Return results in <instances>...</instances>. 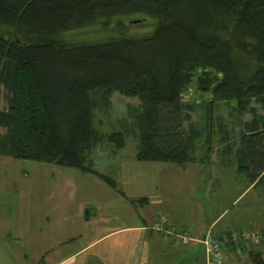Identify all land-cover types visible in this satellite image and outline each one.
I'll return each mask as SVG.
<instances>
[{
    "label": "trees",
    "instance_id": "obj_1",
    "mask_svg": "<svg viewBox=\"0 0 264 264\" xmlns=\"http://www.w3.org/2000/svg\"><path fill=\"white\" fill-rule=\"evenodd\" d=\"M114 21L106 39L66 37ZM130 23L151 32L128 35ZM195 76L209 98L202 121L185 126ZM114 93L139 104L105 132ZM2 97L0 156L95 175L132 204L146 198H127L94 168L103 142L117 152L131 138L136 161L182 168L208 161L215 142L217 156L264 183V0H0ZM219 102L231 122L213 115ZM248 254V264H264Z\"/></svg>",
    "mask_w": 264,
    "mask_h": 264
},
{
    "label": "crops",
    "instance_id": "obj_2",
    "mask_svg": "<svg viewBox=\"0 0 264 264\" xmlns=\"http://www.w3.org/2000/svg\"><path fill=\"white\" fill-rule=\"evenodd\" d=\"M31 162H23L28 170L19 160L0 156V264H206L201 243L183 244L151 229L159 213L168 226L193 238L208 231L215 237L264 231L260 196L227 221L226 208L214 213L202 203L219 186L238 188L232 203L264 186L250 183L233 163L214 167L209 159L182 168L123 158L121 189L127 198H146L139 205L95 175ZM239 247L225 246V264H243L249 251L264 258V241Z\"/></svg>",
    "mask_w": 264,
    "mask_h": 264
},
{
    "label": "rangeland",
    "instance_id": "obj_3",
    "mask_svg": "<svg viewBox=\"0 0 264 264\" xmlns=\"http://www.w3.org/2000/svg\"><path fill=\"white\" fill-rule=\"evenodd\" d=\"M114 25H115V21L107 29H101L99 28L100 26H93V27L90 26L88 28H84L76 32H71L67 34L66 37L69 39H73V40L87 39L89 37H93L91 40H95V39L102 40V39L108 38L109 36L115 35L116 32H114L113 30ZM151 29L152 27L147 26L145 24H140V23L131 24L125 28L126 33L132 36H141V35L148 34L149 32H151ZM196 83H197V76L193 78L192 85L183 94V100L193 103L195 107L194 112H192L190 115V121L186 122L185 126H188L189 122L198 124L199 122L202 121V115L205 109L204 107L205 104L202 102L209 98V96L206 93L200 91L197 88ZM138 104H139V101L135 98L124 97L118 93H114L111 98V107L109 109L110 116L108 119L110 122H112V125L114 123V126L109 124L107 119L102 118V121H104L101 124L102 130L105 132H110L118 128L117 120H123V119L128 118L129 108L136 107L138 106ZM4 106H5V101L2 97L0 98V108H3ZM230 110H231L230 107H228L224 102H219L217 109L215 110V112H213V115L220 116L225 121L231 122V120L235 117V115L234 117H231L232 115L229 116ZM241 119L248 120L250 119V115L245 114L241 117ZM3 132L4 130L0 129V134H2ZM110 148H111L110 145L103 142V144L101 143L97 148L93 149V151L90 154V158H91V161L93 162L95 169L99 170L103 174L112 176L120 184L119 162L123 158L131 160V157H134L135 155L134 140L131 138L127 139L124 149L120 151L111 152ZM217 150H218V145L215 142H213V152L210 156V159L215 162L211 163L210 166L216 167V166H220L224 164L225 165L229 164L231 158H229L228 156H224V155L221 156L220 154H218L217 156V153H216ZM25 161L26 160H19L23 168L30 170L29 169L30 165H27L28 163H23ZM31 163H34V162H31ZM38 164H41L42 166L43 163H38ZM41 177L43 176L41 175ZM262 186L263 185L257 186L256 189L250 192L248 195H243L241 197L242 200L240 202L238 201L235 203H232V201L235 198V196L238 194V188L235 189V187H229L227 185L219 186V188H217L215 191L211 193V196L204 197L205 199H202L203 201L202 203H204L205 208L212 206L214 213L217 212L219 208H226L227 212L224 216V221H227V220L233 219L236 213L241 211L244 208V206L248 205L251 201H254V200L257 201L256 196L261 197V199H258V200L264 201V194H261L262 192L264 193V186L263 187ZM120 187H122L121 184H120ZM258 204L262 205L263 203H258ZM253 210H256V208H254ZM257 217H258V214L252 218L257 219ZM252 229L253 228H251V230ZM243 231H247V230H243ZM247 252L248 251L246 250V253ZM244 257L245 258L243 260V264H245L246 262L248 263V259L246 258V256Z\"/></svg>",
    "mask_w": 264,
    "mask_h": 264
},
{
    "label": "built area",
    "instance_id": "obj_4",
    "mask_svg": "<svg viewBox=\"0 0 264 264\" xmlns=\"http://www.w3.org/2000/svg\"><path fill=\"white\" fill-rule=\"evenodd\" d=\"M151 229L164 237H174L184 244L201 243L204 248L206 264H225L226 256L224 248L227 244H233L239 251L241 244L257 245L264 241V231L253 229L215 237L210 231L202 238H193L187 232L174 229L167 225V219L163 214H158Z\"/></svg>",
    "mask_w": 264,
    "mask_h": 264
}]
</instances>
